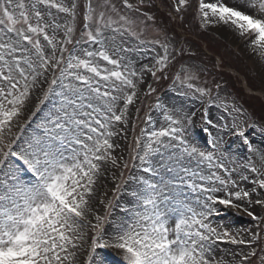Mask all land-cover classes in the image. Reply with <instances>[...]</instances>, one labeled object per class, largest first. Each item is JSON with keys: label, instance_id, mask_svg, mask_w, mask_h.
I'll use <instances>...</instances> for the list:
<instances>
[{"label": "snow or ice", "instance_id": "snow-or-ice-1", "mask_svg": "<svg viewBox=\"0 0 264 264\" xmlns=\"http://www.w3.org/2000/svg\"><path fill=\"white\" fill-rule=\"evenodd\" d=\"M171 5L174 20L192 8L201 29L226 25L264 60V0ZM153 6L0 0V264H264V117L222 96L219 83L201 85L199 65L180 63L173 95L155 96L150 127L129 146L135 174L124 176L119 140L135 127V105L157 93L149 78L168 80L194 55L146 37ZM140 51L153 54L149 63L128 55ZM33 98L28 122L41 116L27 132L20 120ZM109 174L120 181L115 198L127 197L113 219L112 200L94 201ZM221 206L251 227H224Z\"/></svg>", "mask_w": 264, "mask_h": 264}, {"label": "rangeland", "instance_id": "rangeland-1", "mask_svg": "<svg viewBox=\"0 0 264 264\" xmlns=\"http://www.w3.org/2000/svg\"><path fill=\"white\" fill-rule=\"evenodd\" d=\"M195 1V0H192ZM160 2V0H152V3ZM169 4L171 5V0H168ZM230 2H235V0H230ZM172 6V5H171ZM152 15L155 16V23L149 21L148 22V29L146 32L147 38H154L157 35H159V38L163 39L165 36L171 38L174 40L175 44L179 48L187 49V51L197 54V57H194V55H191L187 57L186 60L180 59L179 62L174 66L173 69H171L168 73L169 79L168 80H160L159 82H154L149 78V83L153 84V87L157 89V93L153 94L151 97H142L141 101L138 102L135 107H138L140 109L139 112V118L134 119L132 123L135 125L134 128L132 126H129V131L127 134V138H121L119 140L120 143V151L123 149V157L128 160L129 162V168L123 170L125 178L130 174H135V169L132 167V161H131V148L129 146H132L133 138L135 136L140 135L141 128L150 127L145 123V119L147 114L152 112L151 106L155 103V96L161 95L164 98H168L173 95L172 92L169 91V86L166 87L167 82L170 80L173 71L175 68L179 67L180 63L184 62H191L196 65H199L202 69L200 72V84L203 85L204 81L208 82V86H214L216 83H219L221 85V95L222 96H228L230 97L231 101H234L237 106L243 108L247 113L251 114L254 118H261L264 117V106L260 108V104L255 101H251V99L248 98V96L244 95L242 92H240L241 80L240 76L236 74L232 70V65L234 64L231 60L227 63H223L222 60H224V57H226L227 60H229V51H226V53L222 56V60L219 58H204L200 60V56H202L200 48L193 44H188V42H184V40L189 36L188 32H184L183 30H180V25L177 26L175 24L178 23L177 21H174L172 23L162 21L158 19V13L157 10L154 8V6L150 9H147ZM197 20V19H196ZM190 28L189 30L191 32L196 33V29L194 28L193 19L189 18ZM197 23L199 24V21L197 20ZM175 29L178 30L179 35L176 34ZM209 32L214 33L216 36H218L222 41L227 43V45L232 49H236V52L240 55V57L243 59L244 64L248 67L249 73L254 76L256 79V83L259 86L264 85V60H261L258 56L251 53L244 45L243 43L237 38L226 25L218 24L215 26H210L207 29ZM129 43H135V41L130 40ZM225 51V50H224ZM134 61H139L140 63H149L150 58L153 55L150 51H140V52H132L128 54ZM195 58V59H194ZM229 67V69H228ZM243 68L242 66H240ZM226 73V75H222L220 73ZM234 74V77L238 76L237 79L234 81L229 77V73ZM239 78V79H238ZM263 88V87H262ZM247 94H250L249 90H246ZM264 93V91H262ZM261 93V94H262ZM264 95V94H263ZM38 101L33 98L32 101L29 103L28 110L25 112V116L20 120L21 124H27L26 131L30 132L33 128H35L36 124L39 122L41 113H37L35 117H32L31 122H28V117L31 116V112L35 110V105ZM195 105L196 107H199V104L197 101H191L189 103V107H192ZM130 111L135 116V108L130 109ZM154 114V113H153ZM210 114L212 118H216L219 114V110L216 108H213L210 110ZM155 116V114H154ZM197 125H199V120L197 121ZM14 131H18V129H14ZM241 153H243V149L240 150ZM119 175V172H117V176ZM235 179H239L238 175L234 176ZM119 179L113 180L111 177V174L108 175L106 180H101L99 182V186L97 188L96 196L94 197V201L96 200H104L107 202L108 200L113 201V208L111 211V217L109 219L113 218H119L121 213V206L126 201L127 197L124 195H120L119 199H116L114 196L113 189L115 187L116 183H119ZM96 207L99 209L100 214H103L105 209L104 206L101 204H96ZM222 212L224 213L222 218H217V221L221 223L224 227H230V230L235 231L236 228H243V227H251V223L249 221V218L241 215H236L235 211L232 209H223L221 206ZM234 225V227H232ZM105 227L110 230V225L106 224ZM222 247H227L223 246ZM235 247V246H232ZM109 255H111L113 258H118L115 250L113 249H107L105 250ZM86 258V257H85Z\"/></svg>", "mask_w": 264, "mask_h": 264}, {"label": "trees", "instance_id": "trees-1", "mask_svg": "<svg viewBox=\"0 0 264 264\" xmlns=\"http://www.w3.org/2000/svg\"><path fill=\"white\" fill-rule=\"evenodd\" d=\"M199 37L204 40L207 44H208V47L209 49L215 53V54H218V55H221L220 53H222L226 48L227 46L222 43V42H219L218 40L214 39L211 35L209 34H206L204 32H201ZM191 40V39H190ZM192 41V40H191ZM238 68V71H240L243 75H247L246 74V71H245V68H241L240 66L237 67ZM247 77V80H248V83H249V86L253 89V90H261V87H264L263 86H258L253 80L251 77L249 76H246ZM260 103V108L263 106V103L260 99H257Z\"/></svg>", "mask_w": 264, "mask_h": 264}]
</instances>
